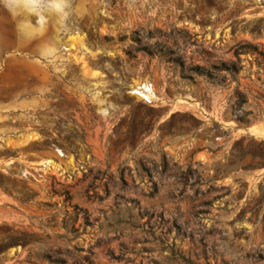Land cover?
<instances>
[{"label":"rangeland","instance_id":"rangeland-1","mask_svg":"<svg viewBox=\"0 0 264 264\" xmlns=\"http://www.w3.org/2000/svg\"><path fill=\"white\" fill-rule=\"evenodd\" d=\"M258 53L264 0H0V264H264Z\"/></svg>","mask_w":264,"mask_h":264},{"label":"trees","instance_id":"trees-1","mask_svg":"<svg viewBox=\"0 0 264 264\" xmlns=\"http://www.w3.org/2000/svg\"><path fill=\"white\" fill-rule=\"evenodd\" d=\"M247 52H257V47H254L250 44H243V45L238 46V49L236 51V57L238 59V65L239 66H236V64H233L231 68L227 69V71L233 72L236 75L240 74V72L244 69V66L241 65V63H242L241 57L246 55ZM255 62L257 64L258 68H260V70H262L264 72V54L263 53H258V57L255 58ZM235 95L238 98L236 105L242 109L248 103L246 95L244 93L238 91V90H236ZM249 115H252V113H245V116L238 119V121L241 123H244V124H249L250 119L247 118ZM258 166L260 168H263L264 164L258 165Z\"/></svg>","mask_w":264,"mask_h":264}]
</instances>
